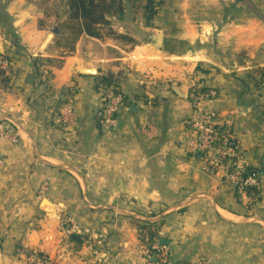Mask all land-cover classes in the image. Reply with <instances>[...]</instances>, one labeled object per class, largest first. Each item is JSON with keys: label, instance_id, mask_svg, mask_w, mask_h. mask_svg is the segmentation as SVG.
I'll use <instances>...</instances> for the list:
<instances>
[{"label": "crops", "instance_id": "0c3cea01", "mask_svg": "<svg viewBox=\"0 0 264 264\" xmlns=\"http://www.w3.org/2000/svg\"><path fill=\"white\" fill-rule=\"evenodd\" d=\"M65 15L0 0L11 58L0 126L15 139L0 136V264L32 253L78 264L64 254L73 232L84 264H141L144 226L174 264H264V0H124L109 17L114 35H83L60 58L51 49ZM37 59L55 65L41 68L47 80ZM105 79L124 99L115 131L99 117ZM201 85L216 91L205 107L230 122L259 188L240 189L189 151ZM64 104L75 122L60 126Z\"/></svg>", "mask_w": 264, "mask_h": 264}, {"label": "built area", "instance_id": "2783aa9c", "mask_svg": "<svg viewBox=\"0 0 264 264\" xmlns=\"http://www.w3.org/2000/svg\"><path fill=\"white\" fill-rule=\"evenodd\" d=\"M10 66L11 62L0 55V69L5 70L9 75ZM203 88L202 85L197 86L192 92L193 113L189 124L193 134L187 143L189 151L204 156L213 169L240 189L247 191L259 188L260 176L256 171L248 169L243 157L225 131V126L230 122L224 121V125L212 109L203 107L205 102L216 98V91ZM123 106V96L116 88H110L103 95L99 117L106 131H115L118 128V115ZM55 118L60 126L75 122L72 108L67 104L60 107ZM0 136L15 141L2 126H0ZM28 261L30 264H52L48 257L38 253L28 255ZM141 264H174V262L168 248L156 238L142 245ZM195 264H211V261L201 258Z\"/></svg>", "mask_w": 264, "mask_h": 264}, {"label": "trees", "instance_id": "16d2710c", "mask_svg": "<svg viewBox=\"0 0 264 264\" xmlns=\"http://www.w3.org/2000/svg\"><path fill=\"white\" fill-rule=\"evenodd\" d=\"M65 4V18L58 22L57 33L51 50L60 51V58L65 53H72L75 51L76 44L81 36L86 35L92 38H102L104 32L109 35H114L111 31V22L109 17L123 12L124 0H62ZM120 39H125L124 36H119ZM11 62V58L4 56ZM58 61V60H57ZM59 65V63H57ZM55 66L53 61L49 59L44 62L41 59L36 60L37 76L41 80H47L50 72L43 70L42 67ZM10 75L5 70L0 69V82L7 88L10 84ZM111 79H105L102 83V88L105 93L112 86ZM117 89V88H116ZM206 90V87L203 88ZM147 227V226H144ZM154 233L149 232V237ZM72 241L80 243V237L77 233L71 237Z\"/></svg>", "mask_w": 264, "mask_h": 264}, {"label": "rangeland", "instance_id": "374dc122", "mask_svg": "<svg viewBox=\"0 0 264 264\" xmlns=\"http://www.w3.org/2000/svg\"><path fill=\"white\" fill-rule=\"evenodd\" d=\"M32 1H36L38 6H40L44 10H46V13L49 15H53L56 12L59 13L61 11H65V9H66L65 4L62 0H32ZM203 107L207 108V107H205V103L203 104ZM151 227L152 226L143 227L144 229L141 231L142 233H144L143 243L150 242L156 238L158 239V234H160L159 231H157V232L155 231L156 236H153L152 238L149 237V235H148L149 232L154 233V231H152ZM69 232H70V230H69ZM73 233H76V232H73ZM155 233H154V235H155ZM71 243H72V246L70 245L69 247H66L64 254L68 257L70 256V258H73L75 256V258H77L79 261L78 264H84V241L80 240V243L75 242V241H71ZM140 260H141V257H140ZM75 261L77 264V260H75ZM53 264H55V263H53Z\"/></svg>", "mask_w": 264, "mask_h": 264}, {"label": "water", "instance_id": "95a60500", "mask_svg": "<svg viewBox=\"0 0 264 264\" xmlns=\"http://www.w3.org/2000/svg\"><path fill=\"white\" fill-rule=\"evenodd\" d=\"M160 42L162 43V39H159V44H160ZM1 48L2 47H0V55H4V50ZM82 71H84V70H82ZM87 71H89V73H93V74L96 73L94 69L93 70H87ZM43 203H44V205H47L49 202H48V200H44Z\"/></svg>", "mask_w": 264, "mask_h": 264}]
</instances>
